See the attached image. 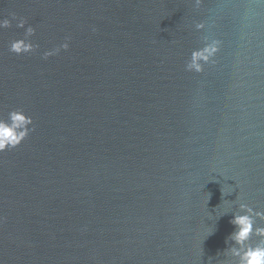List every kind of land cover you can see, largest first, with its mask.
I'll return each instance as SVG.
<instances>
[{
	"label": "water",
	"instance_id": "1",
	"mask_svg": "<svg viewBox=\"0 0 264 264\" xmlns=\"http://www.w3.org/2000/svg\"><path fill=\"white\" fill-rule=\"evenodd\" d=\"M13 12L39 47L0 29V115L34 129L0 152V264H240L264 241V0H0Z\"/></svg>",
	"mask_w": 264,
	"mask_h": 264
},
{
	"label": "clouds",
	"instance_id": "2",
	"mask_svg": "<svg viewBox=\"0 0 264 264\" xmlns=\"http://www.w3.org/2000/svg\"><path fill=\"white\" fill-rule=\"evenodd\" d=\"M11 19L8 17L0 18V29H5L11 26L12 20H16L18 28H24V36L19 39L11 41L9 50L17 55L23 53H30L39 45L33 43L30 39L35 34V28L27 24L24 17H17L16 13H11ZM27 24V27L25 25ZM70 37L65 40L56 48L46 50L43 57L47 59L49 56L55 55L61 49L67 50L70 46ZM33 124V118L27 114L23 108H14L7 113V116L0 115V152L15 148L18 146L30 133L34 130L30 127ZM238 226V231L235 232V240L243 244L248 240L253 232L252 220L249 216H236L232 221ZM258 234H264V230H257ZM240 264H264V241H261L256 246H247L241 254Z\"/></svg>",
	"mask_w": 264,
	"mask_h": 264
}]
</instances>
